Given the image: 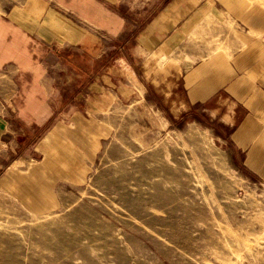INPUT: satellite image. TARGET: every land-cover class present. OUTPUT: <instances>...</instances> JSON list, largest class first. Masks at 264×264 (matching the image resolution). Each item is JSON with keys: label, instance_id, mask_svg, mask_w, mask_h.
<instances>
[{"label": "rangeland", "instance_id": "1", "mask_svg": "<svg viewBox=\"0 0 264 264\" xmlns=\"http://www.w3.org/2000/svg\"><path fill=\"white\" fill-rule=\"evenodd\" d=\"M218 1L264 41L250 22L264 0ZM114 52L68 63L75 82L41 136L0 168V264H264V115L238 148L234 129L165 104Z\"/></svg>", "mask_w": 264, "mask_h": 264}, {"label": "crops", "instance_id": "2", "mask_svg": "<svg viewBox=\"0 0 264 264\" xmlns=\"http://www.w3.org/2000/svg\"><path fill=\"white\" fill-rule=\"evenodd\" d=\"M250 19L264 25L258 13ZM110 49L165 104L234 129L238 148L252 143L264 115V41L220 1L0 0V168L41 136L53 99L75 82L73 56L95 65Z\"/></svg>", "mask_w": 264, "mask_h": 264}, {"label": "bare ground", "instance_id": "3", "mask_svg": "<svg viewBox=\"0 0 264 264\" xmlns=\"http://www.w3.org/2000/svg\"><path fill=\"white\" fill-rule=\"evenodd\" d=\"M80 128V129H79ZM78 129L79 130H76V131H73L70 133L73 138L77 141H79V143H82L85 139H86V134H88L90 132V129L88 127H79ZM56 131L51 133L48 137H47V143L50 144L51 146L52 145H55L56 143V139H57V136L55 135ZM63 148V147H62ZM61 148V149H62ZM67 152V151H66ZM68 158L71 157V155H68L67 156ZM52 161V160H51ZM32 172V171H31ZM22 180V179H21ZM13 194V193H12ZM34 197V196H33ZM28 198V197H27Z\"/></svg>", "mask_w": 264, "mask_h": 264}, {"label": "trees", "instance_id": "4", "mask_svg": "<svg viewBox=\"0 0 264 264\" xmlns=\"http://www.w3.org/2000/svg\"><path fill=\"white\" fill-rule=\"evenodd\" d=\"M73 61H74V62H75V61H76V62H79V59H77L75 56H73V59H72L69 63L72 64L71 62H73ZM79 63H80V62H79ZM71 66H72V65H71Z\"/></svg>", "mask_w": 264, "mask_h": 264}]
</instances>
